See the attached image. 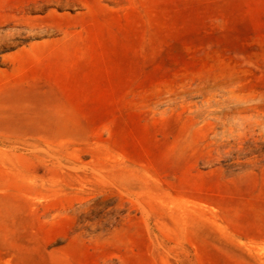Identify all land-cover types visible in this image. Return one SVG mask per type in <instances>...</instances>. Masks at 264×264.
Wrapping results in <instances>:
<instances>
[{"label":"rangeland","instance_id":"374dc122","mask_svg":"<svg viewBox=\"0 0 264 264\" xmlns=\"http://www.w3.org/2000/svg\"><path fill=\"white\" fill-rule=\"evenodd\" d=\"M0 264H264V0H0Z\"/></svg>","mask_w":264,"mask_h":264}]
</instances>
